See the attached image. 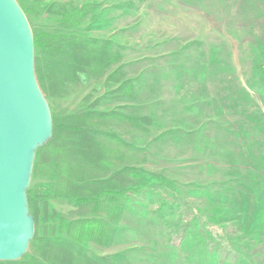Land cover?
I'll list each match as a JSON object with an SVG mask.
<instances>
[{
  "label": "rangeland",
  "instance_id": "obj_1",
  "mask_svg": "<svg viewBox=\"0 0 264 264\" xmlns=\"http://www.w3.org/2000/svg\"><path fill=\"white\" fill-rule=\"evenodd\" d=\"M16 1L36 32L50 33L88 6L69 32L109 39L123 54L111 85L91 80L56 100L40 87L58 116L112 110L137 120L97 127L143 182L120 199L127 214L115 242L81 246L101 264H264V0ZM47 207L49 223L91 215L65 201Z\"/></svg>",
  "mask_w": 264,
  "mask_h": 264
},
{
  "label": "trees",
  "instance_id": "obj_2",
  "mask_svg": "<svg viewBox=\"0 0 264 264\" xmlns=\"http://www.w3.org/2000/svg\"><path fill=\"white\" fill-rule=\"evenodd\" d=\"M82 6L63 15L64 32H36L30 23L34 43V68L37 81L49 100L70 94L78 84L104 78L107 84L120 80L122 51L109 39L77 36L76 28L90 13ZM66 31V32H65ZM129 81H123L120 100L132 98ZM115 91V93H116ZM52 136L35 153L27 189L29 212L34 219V235L29 254L0 264H101L102 260L84 249L82 242L107 247L118 237V223L127 214L120 199L137 193L143 182L142 169L136 168L120 152L119 141L105 139L102 121L135 118L116 111L84 110L58 116L51 111ZM102 122V123H101ZM118 140V139H116ZM124 147H128L123 144ZM125 158V159H124ZM44 176V192L37 179ZM43 187V186H39ZM65 201L88 208L91 215L78 219L57 218L49 223L47 204ZM56 216V212H52ZM45 216V217H44Z\"/></svg>",
  "mask_w": 264,
  "mask_h": 264
},
{
  "label": "water",
  "instance_id": "obj_3",
  "mask_svg": "<svg viewBox=\"0 0 264 264\" xmlns=\"http://www.w3.org/2000/svg\"><path fill=\"white\" fill-rule=\"evenodd\" d=\"M51 136L29 21L16 0H0V262L21 259L33 238L27 189L36 150Z\"/></svg>",
  "mask_w": 264,
  "mask_h": 264
},
{
  "label": "crops",
  "instance_id": "obj_4",
  "mask_svg": "<svg viewBox=\"0 0 264 264\" xmlns=\"http://www.w3.org/2000/svg\"><path fill=\"white\" fill-rule=\"evenodd\" d=\"M257 48H258V45L254 49H257ZM254 52H255V50H254ZM217 72L220 73L219 71H217ZM245 72H247V71H245ZM220 75H222V74H220ZM236 75H238V76L241 75V69H238ZM240 82H241V78L237 79L236 83L234 84L236 89H240L241 88ZM219 83H220V89L219 90H220L221 93L218 90H217V92H219L222 95V98H223L224 91H225V87H224V83L225 82L223 80H221ZM234 108H235V111L233 113H237L238 112V115H239L240 114V104H239V102L236 105L234 103ZM240 121H241V117H240Z\"/></svg>",
  "mask_w": 264,
  "mask_h": 264
}]
</instances>
